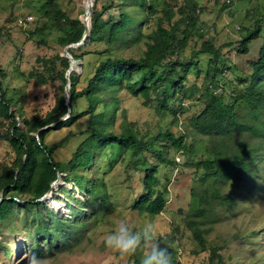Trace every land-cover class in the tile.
<instances>
[{
  "label": "trees",
  "instance_id": "trees-1",
  "mask_svg": "<svg viewBox=\"0 0 264 264\" xmlns=\"http://www.w3.org/2000/svg\"><path fill=\"white\" fill-rule=\"evenodd\" d=\"M101 1L95 0L91 34L86 43L70 50L81 61L88 54L99 56L81 75L71 73L70 106L65 90L71 62L60 53L39 56L38 67L29 74L39 83L54 88V104L45 115L23 117L24 127L17 119L23 113H19L20 109L12 110L17 104L7 96L0 79V116L9 123L4 137L15 153L13 162L0 171V193L3 194L0 225L12 221L17 211L22 210L24 219H29L36 227L37 238L31 246L34 251L58 247L62 240L72 239L80 230L82 234L86 226L68 224L67 219L49 208L48 198L44 199L49 192H53L54 198L59 191L72 195L66 188L54 190L53 184L60 174H66L64 181L85 191L87 199L82 201L85 208L115 206L107 174L92 178L85 174L95 165L98 154L108 147H118L130 154L128 172L139 174L135 177L140 183L139 187L134 186L132 208L153 217L165 210L168 200V188L158 177V165L174 164L169 158L171 151L193 152L194 147L187 144V138L198 134L207 141L204 149L208 156L190 164L203 172L198 179L203 188L195 194L193 215L196 218L207 216L213 200L231 204L232 195L222 194L221 185L222 189L223 185L235 187L262 161L256 148L247 143L236 145L235 137L243 133L264 138V14L240 27L246 34L235 47L239 54H249L250 45L263 38L258 59L250 62L251 73L243 75L224 52L227 46L234 44L218 46L209 38L201 24V8L190 0L177 10L166 0H162L160 7L156 0ZM191 4L193 8H189ZM38 11L43 15V24L29 30L28 35L38 46L48 45L54 33L62 48L83 38L84 23L66 14L59 0H44ZM152 20L155 29L146 33L143 28L149 27ZM211 29L214 31L217 26ZM196 35L202 40L199 53L208 56L205 72L199 67L198 52L193 53L196 61L182 57V50ZM141 43L145 44V50L138 58L121 54L126 45L133 48L132 44L139 47ZM81 67L85 68L84 62ZM231 72L235 76L232 79L228 78ZM200 78L201 85L192 82ZM82 82L85 84L80 85ZM125 91L140 98L145 107H153L160 115H171L174 120L195 107V100L203 101L204 107L190 117L186 123L189 132L181 136L171 130L150 135L148 131L137 130L135 123L125 121L117 131L120 94ZM81 101L86 106H81ZM69 109L71 116L62 120ZM54 123H57L54 129L70 128V132L48 144L46 137L52 130L41 129ZM78 137L83 140L70 161L57 160L56 153ZM74 201L81 203L76 197ZM79 213L84 215L83 210H79L71 217L76 219ZM196 218L187 220L186 224L205 250L207 231ZM217 263H222V258L213 249L209 264Z\"/></svg>",
  "mask_w": 264,
  "mask_h": 264
},
{
  "label": "rangeland",
  "instance_id": "rangeland-1",
  "mask_svg": "<svg viewBox=\"0 0 264 264\" xmlns=\"http://www.w3.org/2000/svg\"><path fill=\"white\" fill-rule=\"evenodd\" d=\"M185 1L166 0V3L175 6L177 10ZM43 2L44 0H0V79L4 89L7 90V96L17 104L12 110L20 109L19 113H23L22 116L17 117L22 127H24L23 117L45 115L54 104V88L39 83L37 78L29 75L38 67L37 58L49 57L56 53L62 55L64 51L55 39L56 33L49 37L46 46H38L35 39H28L29 30L43 24V15L38 11ZM59 2L63 11L71 18L83 20L85 0H59ZM162 2L156 0L158 7ZM189 2L201 8L199 14L201 24L209 38L218 46H224L229 42L234 44L227 46L224 52H227V58L232 59V65L236 66L238 73L243 75L251 73L250 62L258 59L263 38L255 40L250 45L249 54H239L235 47L246 34L240 29L242 24H249L254 18L264 14V0H190ZM192 4L189 8H193ZM28 19L31 21L28 22ZM153 21L149 27L143 28L146 33L155 29ZM214 25L217 29L212 31ZM199 37L200 35L194 36L182 50L183 58H193L194 52H200L202 40ZM132 45L133 48L126 45L121 54L138 58L145 50V44L141 43L139 47ZM98 57L94 53L86 55L84 60H80L75 66L74 72L81 75ZM197 59L199 67L205 72L208 56L199 53ZM193 60L196 61L195 58ZM83 62L85 68L81 67ZM235 72L237 74V70ZM234 77L232 72L228 75V78ZM192 82L201 85L202 78L193 79ZM84 84L82 82L80 85ZM120 98L116 130L119 131L120 124L125 121L135 123L137 130L143 133L148 131L150 135L167 130H171L176 136L188 133L186 123L193 114L204 107L203 101L195 100V107L181 114L178 120H174L171 115H160L153 107H145L140 98L133 97L126 91L120 94ZM81 106H86L84 101H81ZM8 127L9 123L0 116V171L4 165L11 164L15 159V153L4 137ZM51 130L46 137L48 144L61 140L70 132V128ZM82 140L83 137L72 139L56 153V159L69 162ZM206 143L204 136L195 134L187 138V144L194 147L193 152L186 154L171 151L169 158L174 164L158 165V177L162 185L168 188V200L165 210L155 217L140 214L132 208L134 186L139 187L140 183L135 177L139 174H133L132 170L128 172L130 154L123 153L118 147L106 148L98 154L95 165L85 174L90 178L107 174L111 200L116 207L103 208L97 205L85 208L82 205V201L87 199L85 191L75 187L74 183L64 181L63 176L66 174H62L54 190L66 188L72 195L59 191L54 198L51 192L47 197L48 205L50 209H55L60 216L67 219L65 222L68 224L86 225L82 229V234L80 230L72 239L62 240L58 247L34 251L31 246L37 238L36 227L29 219L25 220L22 210H19L12 221L0 225L2 242L0 264H29L34 254L42 258L45 264H140L142 252L121 259L119 253L105 245V237L113 232L122 220L129 223L134 231L142 230L148 223H154L157 228V241L162 247L168 248L173 264H209L213 249L222 258V263L217 264H264V138L253 134L236 135L235 144L247 143L248 146L256 148V154L262 161L235 187L223 185L222 189L221 185L222 194L232 195L231 204L212 201L211 196H208L212 203L207 216L196 218L193 215L195 194L203 188L198 181L203 176V172L190 164L208 156L204 149ZM2 195L1 192L0 198ZM74 197L81 203L74 201ZM79 210H83L84 215L79 213L76 219H73L71 217L73 212ZM193 218L202 222L204 230L207 231L205 250H202L186 224L187 220Z\"/></svg>",
  "mask_w": 264,
  "mask_h": 264
},
{
  "label": "clouds",
  "instance_id": "clouds-1",
  "mask_svg": "<svg viewBox=\"0 0 264 264\" xmlns=\"http://www.w3.org/2000/svg\"><path fill=\"white\" fill-rule=\"evenodd\" d=\"M105 245L119 253L121 259L142 252L140 264H173L167 247L157 241V228L154 223L146 224L142 230L134 231L126 221H120L113 232L105 237ZM29 264H45L35 254Z\"/></svg>",
  "mask_w": 264,
  "mask_h": 264
},
{
  "label": "water",
  "instance_id": "water-1",
  "mask_svg": "<svg viewBox=\"0 0 264 264\" xmlns=\"http://www.w3.org/2000/svg\"><path fill=\"white\" fill-rule=\"evenodd\" d=\"M91 6L88 8V9H84L85 12H84V15H83V20L82 22L84 23L85 25V32H84V35H83V38L77 42V43H72L68 46H66L64 48V51H63V54L62 56H65L67 57L70 62H71V66L69 68V70L67 71V85H66V90H65V98H66V102H67V105L70 106V102H71V80H70V75L71 73L74 71L75 69V63L77 64L80 60H77L71 53H70V50L72 48H79L81 46H84V44L86 43V40L88 39V37L90 36L91 34V28H92V13H93V6L95 4V0H89ZM85 8V7H84ZM90 17V22H91V26L90 28H88V25H87V22H86V19ZM71 116V109H69V112L67 114L66 117L62 118V120H66L68 119L69 117ZM57 126V123H54V124H51V125H48V126H45L44 128H42L41 130H50V129H54L55 127ZM37 135H39V133H37ZM62 174L59 175V177L61 176ZM57 182V181H56ZM56 182H54L53 186H55ZM51 192H49L45 197L44 199H47V197L49 196ZM3 200V197L0 198V202Z\"/></svg>",
  "mask_w": 264,
  "mask_h": 264
},
{
  "label": "bare ground",
  "instance_id": "bare-ground-1",
  "mask_svg": "<svg viewBox=\"0 0 264 264\" xmlns=\"http://www.w3.org/2000/svg\"><path fill=\"white\" fill-rule=\"evenodd\" d=\"M90 6H91V4H90L89 0H85V5H84L85 9H88ZM86 22H87L88 28H90V26H91L90 17H88V18L86 19ZM77 64H78V63H77ZM77 64L75 63V66H76Z\"/></svg>",
  "mask_w": 264,
  "mask_h": 264
},
{
  "label": "built area",
  "instance_id": "built-area-1",
  "mask_svg": "<svg viewBox=\"0 0 264 264\" xmlns=\"http://www.w3.org/2000/svg\"><path fill=\"white\" fill-rule=\"evenodd\" d=\"M29 21H31V20L28 19V22H29Z\"/></svg>",
  "mask_w": 264,
  "mask_h": 264
}]
</instances>
